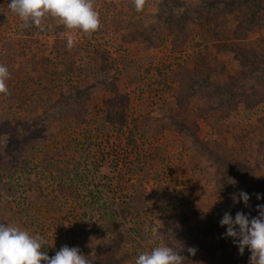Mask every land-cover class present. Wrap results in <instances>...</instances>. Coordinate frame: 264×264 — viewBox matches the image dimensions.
Instances as JSON below:
<instances>
[{"label":"rangeland","instance_id":"374dc122","mask_svg":"<svg viewBox=\"0 0 264 264\" xmlns=\"http://www.w3.org/2000/svg\"><path fill=\"white\" fill-rule=\"evenodd\" d=\"M9 3L0 223L49 257L67 245L135 264L169 244L186 264H248L219 221L264 205V0H95L91 35L23 28Z\"/></svg>","mask_w":264,"mask_h":264},{"label":"clouds","instance_id":"9594fccd","mask_svg":"<svg viewBox=\"0 0 264 264\" xmlns=\"http://www.w3.org/2000/svg\"><path fill=\"white\" fill-rule=\"evenodd\" d=\"M136 11L144 9L147 0H132ZM9 9L22 21L23 28L36 27L46 30L45 21L55 19L65 29L91 35L102 27L100 14L96 10L95 0H10ZM74 41L69 38L67 47L71 49ZM11 74L6 65L0 64V94L10 95L7 81ZM261 199L260 194H256ZM234 204L243 201L250 207V195L243 190L232 194ZM258 215L250 217L243 211H237L235 217L225 212L220 219L221 227L226 226L225 238H232L240 255L245 248L250 252L248 264H264V205H257ZM46 241L39 235H31L27 230L0 223V264H94L89 256L78 247H61L54 256L49 257L43 251ZM169 244H161L138 254L135 264H186V257ZM190 255H195L197 248L189 247Z\"/></svg>","mask_w":264,"mask_h":264},{"label":"trees","instance_id":"16d2710c","mask_svg":"<svg viewBox=\"0 0 264 264\" xmlns=\"http://www.w3.org/2000/svg\"><path fill=\"white\" fill-rule=\"evenodd\" d=\"M73 96H76V95H73ZM76 102H78L77 100H76ZM72 110V109H71Z\"/></svg>","mask_w":264,"mask_h":264}]
</instances>
